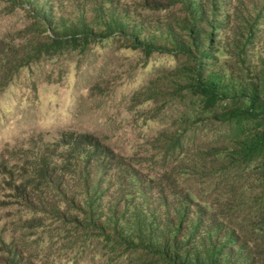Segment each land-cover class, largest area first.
<instances>
[{"label": "rangeland", "instance_id": "obj_1", "mask_svg": "<svg viewBox=\"0 0 264 264\" xmlns=\"http://www.w3.org/2000/svg\"><path fill=\"white\" fill-rule=\"evenodd\" d=\"M0 56V264H264V119L195 88L258 86L264 0H0Z\"/></svg>", "mask_w": 264, "mask_h": 264}, {"label": "trees", "instance_id": "obj_2", "mask_svg": "<svg viewBox=\"0 0 264 264\" xmlns=\"http://www.w3.org/2000/svg\"><path fill=\"white\" fill-rule=\"evenodd\" d=\"M204 18V17H203ZM196 43L195 44V52L193 53H203L204 47L201 42V38L204 36V29L199 28L196 32ZM56 40V39H55ZM212 42V41H211ZM190 52L188 48L183 47L181 53ZM1 57V56H0ZM2 58V59H1ZM0 61H4L6 64L9 65V69H16L21 65V63H17L16 61H12L5 57H1ZM264 67V66H263ZM262 78H260V82L258 86L253 85V83H248L242 90H238L236 92L232 91L229 93L227 89L223 88V86L215 83L214 81H197L195 88L198 90L199 93L205 94L208 96L212 101H225L229 100L230 98L240 97L246 99L249 102V106L247 109L248 116L251 119L261 120L264 119V69L258 74ZM233 117L235 115H232ZM260 146H264V133L263 136L260 138ZM186 236V235H185ZM175 238V237H174ZM195 245L192 248L193 255H190L191 251H188V254H185L184 257L181 258L177 256L178 254L170 255L168 249L167 251H161L162 255H168L169 258L172 259L170 264H233L232 261H229L223 255L224 251H218L217 245H214L211 241H192ZM151 248L153 252L157 253V245L154 246L151 244ZM225 248V247H224ZM218 251V253H217ZM187 252V251H186ZM180 253V252H179ZM215 256H219L215 258ZM208 257V260L204 261L205 258ZM164 260V259H163Z\"/></svg>", "mask_w": 264, "mask_h": 264}]
</instances>
